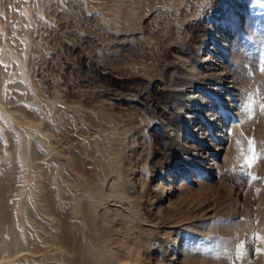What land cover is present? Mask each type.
<instances>
[{"label": "rangeland", "instance_id": "374dc122", "mask_svg": "<svg viewBox=\"0 0 264 264\" xmlns=\"http://www.w3.org/2000/svg\"><path fill=\"white\" fill-rule=\"evenodd\" d=\"M250 4L256 10L255 17L262 18L264 0H0V8H8L11 13L6 27L0 26L3 49L23 48L20 13H26L31 20L26 54L28 76L23 80L26 86L15 89L12 107L24 111L33 121L43 122L46 129L43 136L47 143L32 142L36 170L44 175L40 195L32 198L30 205L32 222L41 226L36 229V241L31 242L33 250L46 247L54 237L62 240L68 251H74L69 260L73 264L85 252L70 221L63 219L58 231L54 228L59 210L55 202L57 187L52 182L63 168L57 156L62 146L70 157L59 175L65 180L71 167L93 186L97 182L91 167L97 156L94 153L105 141L107 147L127 149L131 154L140 177L136 184L139 191L148 190L159 179L160 170L170 160L171 147L188 143L183 131L175 128L177 101L172 90L182 78L179 58L196 66V52L205 37L212 40L217 32L214 36L220 37L222 31L215 24L225 20L228 25L230 17L237 13L243 17ZM115 16L121 18L110 23ZM256 25L264 37V25ZM256 35H243L239 51L231 50L232 37L223 38L227 41L221 43L226 46L224 52L215 47L212 56H219L223 65L236 72L238 87L243 90L233 91L235 105L244 104V91L253 94L247 122L252 127L251 134L257 131L264 136V38L259 45ZM36 107H42L43 114L39 115ZM231 110L236 113V108ZM168 126L174 130L172 137ZM225 127H217L220 136H226ZM251 134L244 139L245 149L233 168L227 174L219 171L217 178L208 181L209 200L200 204L197 213L209 212L216 206L218 220L217 224L208 222L204 226L213 242L199 239L194 244L192 254L199 264H264V138L257 147L249 138ZM206 139L214 143V137ZM10 140L8 145L13 143ZM224 143L219 146L224 151L208 157L216 159L218 166L230 146ZM3 144L1 141V147ZM10 158L11 154H7L0 162L10 163ZM11 164L12 170L0 177V226L12 224L15 212L11 207L19 198L13 194L17 168ZM189 188L192 194L186 196L196 197V187L191 184ZM37 199L42 202L39 204ZM137 207L148 219L154 218L144 197ZM152 242L145 240L142 263L167 264L169 254L164 241H159L162 253L152 250ZM27 257L22 252L12 262Z\"/></svg>", "mask_w": 264, "mask_h": 264}, {"label": "bare ground", "instance_id": "6f19581e", "mask_svg": "<svg viewBox=\"0 0 264 264\" xmlns=\"http://www.w3.org/2000/svg\"><path fill=\"white\" fill-rule=\"evenodd\" d=\"M254 1L250 0V3ZM244 10L246 11H243L244 16L241 18L238 13L231 16L228 25L225 20L215 24L217 30L222 31L220 37L214 36L219 32L213 33L212 40L207 41L205 37L201 45L208 46L197 49L199 61L196 66L179 58L183 65L180 73L182 78H178L172 90L177 101L175 111L178 121L175 128L183 131L184 140L188 143L171 147L168 165L160 170L159 179L148 190H138L136 184L140 180L139 173L127 149H116L110 145L107 147L106 141L104 144L100 143L103 145L97 147L94 153L97 156L91 165L97 176V182L93 186L86 183L84 176L78 175L71 167L67 180L60 177L70 157L62 151L65 146L58 151L57 156L63 168L60 167L58 177L52 182L57 187L55 202L59 210L58 224H54V228L58 231L59 222L63 219L72 223L76 236L85 247V252L74 264H143L141 259L146 251L145 240L149 239L153 241L152 250L160 253L163 251L159 241H164L161 243L169 254L167 264H199L193 258L194 244L199 239L213 242L212 234L205 231L204 226L208 222L217 224L218 220L216 206L209 212L197 213L200 204L203 206L209 200L208 181L217 178L219 171L227 174L233 168L245 149V138L252 133L247 119L254 100L253 94L244 91L243 100L246 94L247 101L243 102L242 107L235 105L231 99L233 91L243 90L238 87L236 72L231 66L229 68L223 65L219 56H215L218 59L212 56L215 54L212 53L215 47L224 52L226 46L221 43L227 37H232L231 50L239 51L243 35L247 33H258L255 38L259 37V45L261 44L264 37L259 35L256 24L264 25V16L256 18V10L252 4ZM28 16L24 12L20 13L23 48L16 50L11 47L8 50L0 46V58H3L0 60V67L5 71L0 72V143H4L2 147L0 145L1 150L4 148V152L0 150V160L7 154L12 157L10 163L0 162V177L3 173L6 175L10 172L11 162L16 164L17 186L13 194L19 197L11 207L15 212L12 224L8 223L6 226L2 223L0 226V264H73L69 260L75 255L74 251H68L60 239L58 241L53 237V241H49L42 249L31 248V244L37 239L35 234L40 230L38 227L41 226L37 227L32 222L30 205L32 198L39 197L42 186L40 179L44 177L36 170V150L32 142L40 140L47 143L43 136L46 129L42 127L43 122L33 121L24 111L13 108L11 99L15 89L26 86L23 80L28 76L26 54L31 26ZM10 18L8 8H0V26L6 27ZM119 18L121 17L115 16L110 23L119 21ZM227 26L229 30H226ZM231 108H236V113L233 114ZM36 112L43 114V108L36 107ZM45 114L47 112L42 120L47 117ZM222 125L226 126V136L218 133L217 127ZM166 129L171 131L172 137L174 130L170 126ZM261 134L255 131L251 134L253 137H249L257 147L262 145L264 136ZM206 137H214V143H207L209 140ZM9 138L13 142L11 145L7 144ZM223 142L224 146L228 143L230 146L225 149L221 165L218 166L216 159L214 162L208 157L217 156L220 150L224 151V148H219ZM191 184L196 187V197L186 196L189 192L192 194L189 188ZM143 197L147 200V210L154 215L152 219L145 217L137 207ZM37 201L39 204L42 202L41 199ZM16 214L19 219L15 218ZM39 238L38 243L43 237ZM22 252H26L29 258L12 262Z\"/></svg>", "mask_w": 264, "mask_h": 264}, {"label": "snow or ice", "instance_id": "6c2138e0", "mask_svg": "<svg viewBox=\"0 0 264 264\" xmlns=\"http://www.w3.org/2000/svg\"><path fill=\"white\" fill-rule=\"evenodd\" d=\"M210 6V5H209Z\"/></svg>", "mask_w": 264, "mask_h": 264}]
</instances>
